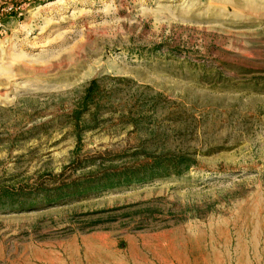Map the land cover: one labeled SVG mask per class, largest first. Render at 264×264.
<instances>
[{"label":"rangeland","instance_id":"374dc122","mask_svg":"<svg viewBox=\"0 0 264 264\" xmlns=\"http://www.w3.org/2000/svg\"><path fill=\"white\" fill-rule=\"evenodd\" d=\"M0 264H264V0H0Z\"/></svg>","mask_w":264,"mask_h":264},{"label":"trees","instance_id":"16d2710c","mask_svg":"<svg viewBox=\"0 0 264 264\" xmlns=\"http://www.w3.org/2000/svg\"><path fill=\"white\" fill-rule=\"evenodd\" d=\"M175 170V169H174ZM106 185V184H105ZM63 188H57L56 190L52 191V192H48V191H41L43 192L42 193V196H43V202L44 203H49L51 202L52 200L54 199H59L61 198L62 196H64V193H63ZM81 192V191H80ZM26 200H29V198H25Z\"/></svg>","mask_w":264,"mask_h":264}]
</instances>
